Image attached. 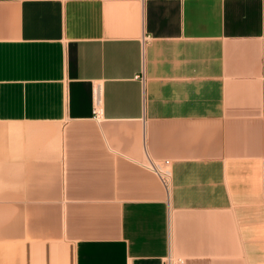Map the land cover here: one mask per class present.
Here are the masks:
<instances>
[{
    "label": "crops",
    "instance_id": "obj_1",
    "mask_svg": "<svg viewBox=\"0 0 264 264\" xmlns=\"http://www.w3.org/2000/svg\"><path fill=\"white\" fill-rule=\"evenodd\" d=\"M168 260L264 264V0H0V264Z\"/></svg>",
    "mask_w": 264,
    "mask_h": 264
},
{
    "label": "built area",
    "instance_id": "obj_2",
    "mask_svg": "<svg viewBox=\"0 0 264 264\" xmlns=\"http://www.w3.org/2000/svg\"><path fill=\"white\" fill-rule=\"evenodd\" d=\"M139 1H144V0H139ZM95 87H96V85H95ZM94 111H95V115L97 117L98 116L100 117L101 112H100V107H99V98H98V94H97L96 91H95V106H94ZM168 163H169L168 160L165 161V164H168ZM152 168L156 170V172L162 177V179L164 180V182H168L169 173H168L167 170H165L163 167L162 168L157 167L156 165H152ZM167 264H171L170 260H168Z\"/></svg>",
    "mask_w": 264,
    "mask_h": 264
}]
</instances>
